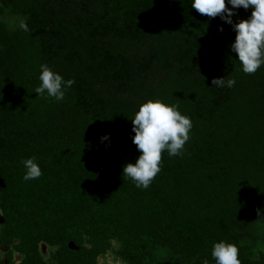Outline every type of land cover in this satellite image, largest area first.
I'll return each mask as SVG.
<instances>
[{
    "label": "trees",
    "instance_id": "1",
    "mask_svg": "<svg viewBox=\"0 0 264 264\" xmlns=\"http://www.w3.org/2000/svg\"><path fill=\"white\" fill-rule=\"evenodd\" d=\"M191 3L0 0L23 21L0 23V244L17 264H98L112 240L126 264H214L219 240L264 264V64L244 73L231 25ZM41 64L74 80L62 100L34 92ZM222 77L235 84L214 87ZM156 98L192 128L138 188L122 174L139 155L131 119ZM30 156L42 175L24 180ZM41 243L58 247L49 263Z\"/></svg>",
    "mask_w": 264,
    "mask_h": 264
},
{
    "label": "clouds",
    "instance_id": "2",
    "mask_svg": "<svg viewBox=\"0 0 264 264\" xmlns=\"http://www.w3.org/2000/svg\"><path fill=\"white\" fill-rule=\"evenodd\" d=\"M192 0L191 8L208 17L219 16L222 21L231 25L235 32L230 44V51L236 54L244 73H254L264 64V0ZM251 8L246 19L232 20L235 10ZM219 30H223L220 28ZM39 85L34 89L36 95L45 94L57 101L64 98L65 91L71 87L74 80H65L58 72L45 64L40 65ZM216 86L232 87L235 80L225 77L213 78ZM132 143L139 155L135 162L122 166V174L130 178L138 188H147L155 175L160 171L161 153L167 151L169 156L180 155L189 139L192 128L191 118L181 114L176 104H168L163 100L149 99L140 104L131 119ZM108 134L101 136V141L108 140ZM24 167L22 179L32 180L42 175L41 168L35 156L21 161ZM257 210V215H261ZM210 255L214 264H240L239 250L236 244L225 240L212 244ZM202 264H209L204 259Z\"/></svg>",
    "mask_w": 264,
    "mask_h": 264
},
{
    "label": "rangeland",
    "instance_id": "3",
    "mask_svg": "<svg viewBox=\"0 0 264 264\" xmlns=\"http://www.w3.org/2000/svg\"><path fill=\"white\" fill-rule=\"evenodd\" d=\"M0 23H2L8 30H15L22 26L23 21L19 16L11 13H3L0 9ZM1 224L2 220L0 213V225ZM258 244L259 246L264 245V226L259 228ZM57 249L58 247L50 246L46 243L40 244V252L46 263L52 261V256ZM119 249L120 243L117 240H112L110 249L98 258V264H126L119 256ZM10 255H12V262L9 261ZM20 261L21 257L18 253L12 251L11 246L0 244V264H17Z\"/></svg>",
    "mask_w": 264,
    "mask_h": 264
},
{
    "label": "water",
    "instance_id": "4",
    "mask_svg": "<svg viewBox=\"0 0 264 264\" xmlns=\"http://www.w3.org/2000/svg\"><path fill=\"white\" fill-rule=\"evenodd\" d=\"M70 246H71V248L73 247V245H72V244H71Z\"/></svg>",
    "mask_w": 264,
    "mask_h": 264
}]
</instances>
